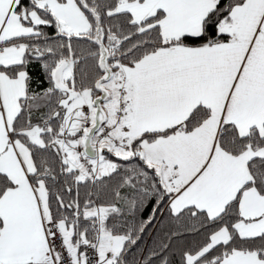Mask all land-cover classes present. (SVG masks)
Masks as SVG:
<instances>
[{"label":"snow or ice","instance_id":"1","mask_svg":"<svg viewBox=\"0 0 264 264\" xmlns=\"http://www.w3.org/2000/svg\"><path fill=\"white\" fill-rule=\"evenodd\" d=\"M0 264H264V0H0Z\"/></svg>","mask_w":264,"mask_h":264}]
</instances>
